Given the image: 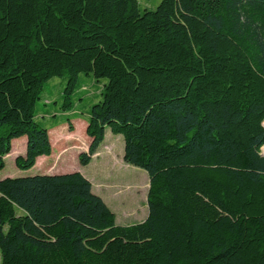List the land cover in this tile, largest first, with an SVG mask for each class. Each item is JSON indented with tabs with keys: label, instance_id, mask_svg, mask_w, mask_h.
Wrapping results in <instances>:
<instances>
[{
	"label": "trees",
	"instance_id": "trees-1",
	"mask_svg": "<svg viewBox=\"0 0 264 264\" xmlns=\"http://www.w3.org/2000/svg\"><path fill=\"white\" fill-rule=\"evenodd\" d=\"M85 79L105 82L79 165L122 136L147 218L117 225L79 172L6 178L0 264H264V0H0V171L22 137L19 170L51 155L58 117L97 98Z\"/></svg>",
	"mask_w": 264,
	"mask_h": 264
},
{
	"label": "rangeland",
	"instance_id": "rangeland-1",
	"mask_svg": "<svg viewBox=\"0 0 264 264\" xmlns=\"http://www.w3.org/2000/svg\"><path fill=\"white\" fill-rule=\"evenodd\" d=\"M141 10H154L162 0H137ZM82 79V77H81ZM87 82V79H85ZM66 78H54L46 85L44 92L41 95V100L38 102L36 121L48 127L50 122L49 115H54L53 109L55 106H46L45 100L59 102L63 85ZM105 81H100L95 85L85 83L87 92L95 93L102 89ZM83 88L79 91L82 93ZM100 99L97 92V98L85 100V102L74 111L66 116L58 117L57 130L50 133L53 157L47 162L51 164L50 171L33 167L28 171H22L15 167V158L22 155L25 151V137L14 140L12 142L9 156L4 158L5 166L0 171V180L6 178H23L33 175H53V174H68L64 172H80L88 176L93 181V193L100 195L108 208L112 211L116 218V224L119 226H132L145 221L148 215L147 208V193L149 181L147 174L138 168L130 166L123 161L124 141L122 136L113 135L109 129H106V135L103 143L97 149L100 157L94 156L93 160L86 167H82L78 162V154L88 149V141L86 138L85 128L87 126L86 112H89L90 107ZM48 115V116H47ZM67 119L70 120L71 128L68 126ZM54 120V119H53ZM52 120V121H53ZM86 124V126H85ZM18 141V142H17ZM67 143L64 145V143ZM73 142V143H72ZM113 144V155L108 153L107 149ZM70 149L69 152L62 157L60 163H56L55 158L58 151L61 149ZM12 152V153H11ZM264 155V148L262 149ZM53 172H52V171ZM142 192V193H141ZM140 193V194H139ZM1 257V256H0Z\"/></svg>",
	"mask_w": 264,
	"mask_h": 264
},
{
	"label": "crops",
	"instance_id": "crops-1",
	"mask_svg": "<svg viewBox=\"0 0 264 264\" xmlns=\"http://www.w3.org/2000/svg\"><path fill=\"white\" fill-rule=\"evenodd\" d=\"M85 126H86V124H85ZM58 127V126H57ZM58 128H56V127H54V128H52V129H50L49 130V132H48V135H49V140H50V143H51V147H52V141H51V137H50V133L52 132V131H54L55 132V130H57ZM85 130H86V128H85ZM105 135H106V132H105ZM87 139V141H88V144L90 143V139L89 138H86ZM22 139H20V141H21ZM14 141V140H13ZM12 141V142H13ZM18 142V141H17ZM73 143V142H72ZM24 144L26 145V141L24 142ZM67 143L65 142L64 143V145H66ZM107 149H110V151L108 152V153H110L111 155H113V153L112 152H114L113 151V144L112 145H110L109 147H107ZM62 151H58V155H57V157L55 158V161H56V163H60V161H61V159H62V157L63 156H65L68 152H69V150L68 149H65V148H63V149H61ZM25 152V151H24ZM80 153H83V151H81V152H79V154ZM53 154H54V152H53V148H52V153H51V155L49 156V157H39L37 160H36V164H35V166H34V168L35 167H39V165H40V168L41 169H46V171H50V169H51V164H49V165H47L46 167H43L44 165H46V162L51 158V157H53ZM78 154V155H79ZM22 155H24V153L22 154ZM94 156H96V157H100V155H99V153L98 152H96V154L94 155ZM93 156V157H94ZM92 157V160L94 159ZM123 158V157H122ZM91 160V161H92ZM52 171V170H51ZM53 172V171H52ZM64 173H73V172H64ZM80 173V172H79ZM47 175H49V174H47ZM53 175H61V174H53ZM90 183H91V185H92V192H93V181H92V179L90 178V177H88V176H85L84 174H82ZM95 195H97V194H95ZM97 196H99L102 200H103V198L100 196V195H97ZM104 201V200H103ZM106 204V203H105Z\"/></svg>",
	"mask_w": 264,
	"mask_h": 264
},
{
	"label": "bare ground",
	"instance_id": "bare-ground-1",
	"mask_svg": "<svg viewBox=\"0 0 264 264\" xmlns=\"http://www.w3.org/2000/svg\"><path fill=\"white\" fill-rule=\"evenodd\" d=\"M142 193V192H141ZM140 194V193H139Z\"/></svg>",
	"mask_w": 264,
	"mask_h": 264
}]
</instances>
